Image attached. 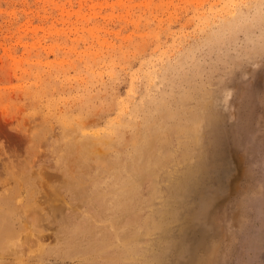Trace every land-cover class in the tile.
I'll return each instance as SVG.
<instances>
[{
	"label": "rangeland",
	"instance_id": "374dc122",
	"mask_svg": "<svg viewBox=\"0 0 264 264\" xmlns=\"http://www.w3.org/2000/svg\"><path fill=\"white\" fill-rule=\"evenodd\" d=\"M0 210V264H264V0H0Z\"/></svg>",
	"mask_w": 264,
	"mask_h": 264
},
{
	"label": "bare ground",
	"instance_id": "6f19581e",
	"mask_svg": "<svg viewBox=\"0 0 264 264\" xmlns=\"http://www.w3.org/2000/svg\"><path fill=\"white\" fill-rule=\"evenodd\" d=\"M147 103H148V102H147ZM111 130H112V129H111ZM81 131H82V130H81ZM110 132H112V131H110ZM81 135H82V134H81ZM105 135H107V134H105ZM84 136H85V134H84ZM96 136H97V135H96ZM75 137H76V136H75ZM87 137H88V136H87ZM137 137L139 138V136H134L135 139H137ZM87 139H88V138H87ZM75 140H76V139H75ZM83 140H84V139H83ZM98 140H99V139H98ZM102 140H104V139H102ZM111 140H112V139H111ZM109 141H110V140H109ZM72 142H73V141H72ZM72 142H71V143H72ZM88 142H89V141H88ZM94 142H95V141H94ZM139 142H140V141H139ZM100 143H101V142H100ZM91 144H92V143H91ZM73 145H75V142L73 143ZM93 146L96 147L95 145H93ZM97 146H98V145H97ZM100 146H101V145H100ZM88 147H89V146H88ZM84 148H85V147H84ZM90 148H91V147H90ZM72 151H73V150H72ZM83 151H84V150H83ZM86 151H87V150H86ZM92 151H93V150H92ZM95 151H96V150H95ZM144 151H145V150H144ZM96 152H97V151H96ZM141 152H143V151H141ZM72 153H73V152H72ZM82 153H83V152H82ZM86 153H88V151H87ZM139 153H140V152H139ZM144 153H145V152H143V154H144ZM75 154H76V152H75ZM84 155H85V154H84ZM100 155H101V154H100ZM141 155H142V154H141ZM92 157H93V156H92ZM79 158H81V157H79ZM81 159H82V158H81ZM149 162H150V161H149ZM84 163H85V162H84ZM81 166H82V164H81ZM63 169H65V168H63ZM66 169H67V168H66ZM68 169H69V168H68ZM83 169H84V168H83ZM72 171H73V170H72ZM72 171H71V172H72ZM37 172H38V171H37ZM69 173H70V172H69ZM70 174H71V173H70ZM71 176H72V175H71ZM78 179H79V178H78ZM80 179H81V178H80ZM40 180H41V179H40ZM65 181H66V180H65ZM80 181H81V180H80ZM62 182H63V181H62ZM62 185H63V184H62ZM67 185H68V184H67ZM80 185H81V184H80ZM31 186H32V185H31ZM56 187H57V186H56ZM69 187H71V186H69ZM66 189H67V188H66ZM74 190H75V189H74ZM76 190H77V189H76ZM80 190H81V189H80ZM54 191H55V190H54ZM77 191H78V190H77ZM128 191H129V190H128ZM81 192H82V190H81ZM131 192H132V191H131ZM38 193H39V192H38ZM78 193H79V191H78ZM82 193H83V192H82ZM55 194H56V193H55ZM69 194H70V193H69ZM76 194H77V193H76ZM131 194H132V193H131ZM46 200H47V199H46ZM43 202H44V201H43ZM27 203H28V202H27ZM56 203H57V202H56ZM39 204H40V203H39ZM47 204H48V203H47ZM7 205H12V204L10 203V204H7ZM16 205H17V204H16ZM29 205H30V204H29ZM49 205H50V204H49ZM51 205H53V204L51 203ZM12 207H13V206H12ZM18 207H19V206H18ZM52 207H53V206H52ZM21 208H22V207H21ZM27 208H29V207H27ZM42 208H44V207H42ZM1 210H2V209H1ZM1 210H0V211H1ZM13 210H14V209H13ZM15 211H16V210H15ZM30 211H31V210H30ZM5 212H6V210H5ZM5 212L2 213V214L0 215V223L3 224V226H4V223H5V217L7 216ZM22 212H23V210H22ZM33 212H34V211H33ZM10 213H11V212H10ZM12 213H13V212H12ZM30 213H31V212H30ZM55 213H56V212H55ZM14 214H15V213H14ZM34 214H36V213L34 212ZM56 214H57V213H56ZM20 215H21V214H20ZM24 215H25V214H24ZM13 216H14V215H13ZM27 216H28V214H27ZM30 216H31V215H30ZM38 216H39V215H38ZM38 216H36V218H37ZM22 217H24V216H22ZM33 217H34V216H33ZM18 218H19V217H18ZM24 218H25V217H24ZM29 218H31V217H29ZM46 218H47V217H46ZM19 219H20V218H19ZM34 219H35V218H34ZM7 220H9V219H7ZM31 220H32V219H31ZM38 220H40V218H39ZM6 222H7V221H6ZM26 222H27V221H26ZM39 222H40V221H39ZM39 222H38V223H39ZM11 223H12V222H11ZM40 223H41V222H40ZM40 223H39V224H40ZM7 224H8V222L6 223V225H7ZM46 224H47V223H46ZM35 225H36V224H35ZM22 226H23V225H22ZM26 226H27V225H26ZM36 226H37V225H36ZM41 226H42V225H41ZM6 227H7V226H6ZM27 227H28V226H27ZM30 227H31V226H30ZM23 228H24V227H23ZM32 228H33V227H32ZM35 228H36V227H35ZM40 228H41V227H40ZM5 229H7V228H5ZM24 229H25V228H24ZM37 229H39V228H37ZM37 229H36V230H37ZM1 230H2V229H1ZM12 230H13V228H12ZM22 230H23V229H22ZM22 230H21V231H22ZM2 231H3V230H2ZM5 231H6V230H5ZM9 232H10V230H9ZM15 232H16V231H15ZM15 232H14V233H15ZM37 232H38V231H37ZM1 233H2V232H1ZM3 233H4V232H3ZM6 233H7V232H6ZM6 233H4L3 235H7ZM29 234L32 235L33 233L30 232ZM1 236H2V235L0 234V237H1ZM8 236H9V235H8ZM14 236H15V235H14ZM9 237H10V236H9ZM13 238H14V237H13ZM15 238H17V235H16ZM15 238H14V239H15ZM12 240H13V239H12ZM35 240H36V239H35ZM1 241H2V239H1ZM1 241H0V242H1ZM79 241H80V240H79ZM81 241H82V240H81ZM12 242H13V241H12ZM73 242H74V241H73ZM22 243H23V242H22ZM25 243H27V242H25ZM25 243H24V245H25ZM13 244H14V243H13ZM19 244H20V242H19ZM6 245L9 247V245H11V244L8 243V244H6ZM12 246H14V245H12ZM10 251H12V250H9V252H10Z\"/></svg>",
	"mask_w": 264,
	"mask_h": 264
}]
</instances>
